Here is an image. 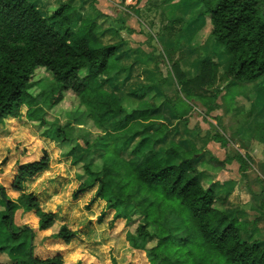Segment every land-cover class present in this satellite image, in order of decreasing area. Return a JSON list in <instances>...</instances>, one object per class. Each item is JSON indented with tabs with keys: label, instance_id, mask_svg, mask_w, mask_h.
Instances as JSON below:
<instances>
[{
	"label": "trees",
	"instance_id": "16d2710c",
	"mask_svg": "<svg viewBox=\"0 0 264 264\" xmlns=\"http://www.w3.org/2000/svg\"><path fill=\"white\" fill-rule=\"evenodd\" d=\"M53 1L45 17L30 0H0V128L9 119L21 120L24 109L29 120L45 125L38 99L29 93L38 84L32 83L35 72L43 69L52 86L42 96L51 106L70 92L86 107L96 127H112L92 144L85 141L83 157H77L73 147L64 155L82 171L72 199L94 191L86 209L104 204L97 224H103L110 212L111 226L118 220L137 224L126 241L134 251L144 253L146 264H264V241L255 237L256 219L247 221L227 213L217 204L216 183L204 185L206 174L211 177L233 161L243 175L249 159L235 153L221 162L212 158L204 168L196 166L199 151L192 143L182 148L170 139L168 124L157 114L167 104L176 120L186 125L191 102L206 113L213 112L221 95L215 86L218 61L204 58L198 63V75L191 79L179 61L170 62L176 88L173 97L155 93L165 78L122 96L117 84L127 81L130 70L117 54L118 45L100 43L96 23L83 17L71 0ZM195 1L196 15L203 18L208 37L229 57L223 71L225 86L264 79V0ZM175 50L165 49L164 54L168 58ZM160 59L165 58L160 55ZM152 62L159 67L154 55ZM82 69L85 75L80 74ZM68 128L69 124L64 129ZM64 129L51 127L43 135L66 147L72 139ZM212 140L223 149L227 146L217 135ZM94 150L101 152V158L92 154ZM49 163L44 152L38 160L17 165L10 185L18 193L15 200L0 185V235L4 238L0 255L7 259L0 264H64L60 255L37 256L35 231L17 226L14 220L22 211L38 219V232L56 224L55 215L43 211L41 196L25 191L27 182L49 171ZM4 164L0 163V175ZM178 228L181 233H175ZM76 238V232L62 225L52 240L68 245Z\"/></svg>",
	"mask_w": 264,
	"mask_h": 264
},
{
	"label": "rangeland",
	"instance_id": "374dc122",
	"mask_svg": "<svg viewBox=\"0 0 264 264\" xmlns=\"http://www.w3.org/2000/svg\"><path fill=\"white\" fill-rule=\"evenodd\" d=\"M30 1L37 5L45 17L54 2ZM124 3L125 0H73L71 5L79 9L83 16L97 22L100 26L97 34L100 40L103 36L102 43L115 44L122 40V37L140 56L134 57L133 60H145L154 65L152 55L157 57L160 64L155 71L159 79L170 77V84H175L170 76V62L179 61L186 70L204 58L218 61L220 69L215 86L221 90V95L216 101L217 108L211 113H206L200 104L191 102L193 108L187 124L177 122L174 126L177 133L173 131L171 139L181 142L183 148L189 147L185 141L195 142L200 154L193 163L199 167L209 165L210 156L219 162L224 161L227 155L235 153L245 155L249 159L247 171L243 175L239 171V164L233 161L225 164L222 169L218 167L211 177L206 174L204 185L212 180L232 181L231 185L217 190L218 197L221 198L218 199V206L236 217L242 216L241 219H256V228L260 232L256 238L264 240V127L259 128L264 125V79L253 84L225 86L223 71L229 57L225 52L216 49L213 40L208 37L203 18L196 15L199 7L195 0H131L128 6ZM107 26L113 28L111 33L104 32ZM129 30L133 32L130 33ZM132 35L133 40H130ZM167 44L174 45L171 49H176L168 56L169 61H166L168 58L164 54L165 49H169ZM160 55L165 59L161 60ZM131 62L132 59L129 63ZM35 82L38 83L37 86L29 93L32 98L38 99V108L41 114L43 113L45 125L29 120L24 109L21 120L9 119L4 127L0 128V163H5L0 175V185L6 189L7 196L15 200L18 193L13 191L10 185L17 165L38 160L46 152L50 160L49 171L27 182L25 191L39 194L43 211L53 213L57 221L50 230L38 232V219L34 214L19 211L15 215V224L28 226L35 231L34 253L41 258L60 255L64 264H146L144 253L134 251L126 241V235L133 234L137 224L128 225L118 220L111 226V212L107 214L103 224H97L104 204L95 203L86 209L94 191L80 196L76 201L72 199V194L79 185L77 177L82 175V171L80 166L71 165L70 158L64 157L65 153L73 147L75 155L83 157L85 141L92 144L97 137H103L111 131L112 127L109 124L101 128L96 127L86 107L80 106L77 98L70 92L64 93L60 103L51 106L50 102L44 99L45 96H42V92L49 94L52 86L49 74L43 69L35 72L32 83ZM123 87L125 93L127 86ZM166 93L168 97H173V87H164L160 95ZM43 99L45 101L42 104ZM68 124V130L64 129ZM51 127L70 133L72 140L68 146H62L43 135ZM37 134V138L44 142L39 148L35 147V141L31 140V137ZM215 135L226 141L227 146L224 149L212 140ZM14 137L18 139H13ZM5 141L11 143L5 146ZM22 145L27 147L22 148ZM37 153L38 159L25 162L26 158L36 156ZM92 154L101 158L99 151L94 150ZM13 160L15 164L9 170L7 165ZM62 225L77 234L76 240L71 244L63 245L52 240ZM175 233H181V230L178 228ZM3 239L0 235V242ZM6 261V257L0 255V263Z\"/></svg>",
	"mask_w": 264,
	"mask_h": 264
},
{
	"label": "crops",
	"instance_id": "0c3cea01",
	"mask_svg": "<svg viewBox=\"0 0 264 264\" xmlns=\"http://www.w3.org/2000/svg\"><path fill=\"white\" fill-rule=\"evenodd\" d=\"M103 0H98V2H102ZM131 0H125V6H128L130 3ZM173 2H175V0H172ZM180 1H184L185 0H180ZM71 3H73V0H71ZM112 3V2H111ZM113 3H116V2H113ZM83 14V13H82ZM104 14L103 16H106L105 13H102ZM43 15V13H42ZM44 16V15H43ZM85 17V16H83ZM86 18H88L86 16ZM105 19V18H104ZM95 22V21H94ZM98 27L100 28V26L97 24L96 22V34L99 32L98 31ZM113 28L111 27H105L104 28V32H107V33H111V30ZM130 33H132L133 31L132 30H129ZM114 33V32H113ZM117 34V32H116ZM98 38H99V41L100 43H102L101 40H103V36L101 37V40H100V36L97 34ZM133 36H130V40H133ZM135 38V37H134ZM120 40L119 42L115 43L118 45V56L121 58V61L122 63L125 65V66H128L129 67V76H128V79L125 83H118V88H119V91L122 93V96H125L126 93L129 91V90H138L140 89L141 87H145V86H154L156 84H158V82L161 80L159 79V75L157 74V70L156 67L154 65H152L149 61H145V60H139V59H135L133 60L134 57H140L138 54H137V51L134 52L132 50V45L130 43H128L126 40H124L122 37H120ZM129 41V40H128ZM131 42V41H130ZM103 45H114V44H104L102 43ZM169 46L168 48L171 49L172 46L174 45H168ZM134 55V56H133ZM133 56V57H131ZM132 59V62L129 63ZM180 65V68L182 70V72L186 75V77L188 79H191V78H194L195 76L198 75V71H199V65L198 64H195L192 65L190 69H186L184 70L182 68V65H181V62L179 63ZM143 73H145L143 75ZM165 78L167 79L166 80V83L165 84H161L159 85L161 87V89L159 90H155V93L158 95V96H162L160 95V92L164 89V87H168V86H171L173 87L174 89V92H175V84H170V78L168 76H165ZM159 79V80H158ZM127 86V90L126 92L124 93L123 91L125 90V88L123 86ZM120 86V87H119ZM164 95H167L164 94ZM144 103V102H143ZM142 104V103H141ZM144 104H148V103H144ZM150 104V105H149ZM148 105L151 106L153 109H155L156 107L154 105H152L151 103H149ZM158 115H161V117L163 118V121L164 123L168 124L169 128H170V131L168 133L169 135V138L171 139V133L174 131L176 132V129L174 128L175 124L178 122L176 120V118L172 115V111H171V108L169 105L167 104H163L160 108H159V111L157 113ZM177 133V132H176ZM175 143L179 144L182 148H183V144L181 142H178V141H175L173 140ZM187 142L188 145H190V141H185ZM191 143L195 146V148L197 147L196 146V143L193 141H191ZM187 147V146H186ZM245 156V155H243ZM213 156H210V159H212ZM220 160V159H219ZM197 166V165H196ZM264 181V180H263ZM232 182V181H231ZM230 181H223V182H220L219 180H215L214 183L215 186H214V190H215V194H217V197H218V192L217 190H222V188H224L226 185H231ZM227 192V191H226ZM230 190L228 191V194H229ZM217 199H220V197H218ZM223 200V199H222ZM227 213L231 214L228 210L224 209ZM242 217V216H241ZM240 217V218H241ZM258 229H257V233L256 235L258 234ZM260 233V232H259ZM255 235V237H256ZM258 239H260L258 237ZM261 240V239H260ZM261 241H264V240H261Z\"/></svg>",
	"mask_w": 264,
	"mask_h": 264
},
{
	"label": "clouds",
	"instance_id": "9594fccd",
	"mask_svg": "<svg viewBox=\"0 0 264 264\" xmlns=\"http://www.w3.org/2000/svg\"><path fill=\"white\" fill-rule=\"evenodd\" d=\"M80 74H81V75H85V74H86V70L82 69ZM34 123H36V122H34ZM38 135H39V134H37V135H33V136L31 137V140H32V141H35V147H37V148H39L40 146H43V145H44V142H43L41 139H38V138H37ZM13 139H18V138L14 137ZM10 143H11V141H5V146L9 145ZM23 147H27V145H22V148H23ZM38 158H39V153H37L36 156L26 158L25 162H28V161H30V160H32V159H38ZM14 164H15V161L13 160V161H11V162L7 165V168H8L9 170H11V169L13 168ZM46 175H47V174H46Z\"/></svg>",
	"mask_w": 264,
	"mask_h": 264
}]
</instances>
